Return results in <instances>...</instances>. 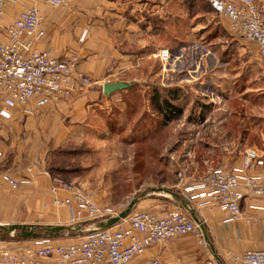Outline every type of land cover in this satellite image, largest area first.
I'll list each match as a JSON object with an SVG mask.
<instances>
[{
    "label": "crops",
    "instance_id": "crops-1",
    "mask_svg": "<svg viewBox=\"0 0 264 264\" xmlns=\"http://www.w3.org/2000/svg\"><path fill=\"white\" fill-rule=\"evenodd\" d=\"M152 4V0H66L64 7H52L42 0H11L6 5L1 28L15 20L25 8L35 5L42 16L45 31L38 47L50 49L57 58L77 54L80 57L77 70L89 78L90 84L84 91L76 92L62 102L42 106L16 104L10 108V119H0V168L5 167L18 181L16 188H10L1 179L7 171L0 170V225L37 227L69 224V209L50 205L52 197L48 188L51 182L43 159L30 156L35 150L33 142L43 127L42 121L84 133L99 132L95 125L99 123L102 134L97 135V140L102 141V136L106 138L125 127L127 119L123 117L128 112L130 114L133 107L127 112L124 99L128 93L140 91L139 80L145 81L146 87L152 85L151 93L154 90L165 93L172 87L171 91L178 92L182 85L192 83L195 87H206L210 94L221 95L224 99L222 120L207 121L203 116L200 120L181 124L182 127L193 125L208 129L207 135L196 132L192 137L181 138L182 145L192 141L195 147L202 145L207 149L210 159H202L201 163L208 165L203 167L201 163L191 162L190 166L184 158L181 167L175 171V183L165 181L158 188L140 187L134 191L131 200H136L132 210H145L159 217L174 208L184 210L202 224L204 241L190 233L178 234L148 247L127 264H152L153 261L159 264H237L234 256L264 248V195H244L240 201L241 216L227 220L229 213L219 206L210 205L208 195L199 184L206 172L212 169L240 174L244 155L249 151H254L257 157L245 173L260 176L264 171V105L260 102L264 99V60L249 57L244 45H239L238 38L227 27L239 53L236 57L220 60L224 65L223 71L217 73V69L211 68L202 79L200 74L192 75V78L185 75L177 79L176 86H168L164 84L161 67L153 72L147 68L152 62L159 63L154 56L156 50H166L157 39L165 33V18L162 13L153 14ZM83 32L86 34L81 38ZM211 62L215 63V59ZM193 66L195 68V63ZM194 79L199 81L193 82L196 81ZM116 81L129 83V86L105 95L102 85ZM251 93H254V98ZM201 111L204 110L199 108ZM147 113H151L149 106L145 108ZM249 116L254 117L251 126L247 120ZM136 121L132 128L135 135L130 139L148 138L153 121ZM128 124L130 126L129 121ZM254 134L259 136L258 145L252 140ZM59 137L49 143L52 148L59 146ZM43 146L47 149L48 145ZM30 177L32 184L27 183ZM106 191L105 186H100V194ZM60 195L65 197L66 194L61 192ZM13 232H9L12 239L3 241L7 247L60 241L57 238H23L20 235L16 238Z\"/></svg>",
    "mask_w": 264,
    "mask_h": 264
},
{
    "label": "rangeland",
    "instance_id": "rangeland-1",
    "mask_svg": "<svg viewBox=\"0 0 264 264\" xmlns=\"http://www.w3.org/2000/svg\"><path fill=\"white\" fill-rule=\"evenodd\" d=\"M152 2L153 14L162 13L165 18L163 21L166 27L165 33L157 39L162 46L166 47L162 49L167 50L168 58H160L161 48H159L154 52L159 63L152 62L147 68L153 72L161 67L164 84L176 86L177 79L185 75H187L186 78L188 76L192 78V75L200 74L202 79L212 69H217V73H220L224 69L223 62L220 60L238 55L239 50L230 36L231 32L227 29L229 28L227 19L213 13L204 0H152ZM256 2L264 10V0H256ZM235 37L238 38L239 45H244L249 57L258 58L253 43L244 38ZM212 59H215V63L211 62ZM194 80L196 81L193 82L199 81V79ZM144 82L139 80L137 83L140 91L136 94L128 93L124 99L127 112L133 107L130 114L125 111L126 114L123 117L127 119L125 127L119 132L114 131L106 138L102 136L100 138L102 141L97 140V137L102 134L100 132L102 126L99 123L95 124L99 132L84 133L79 129H67L66 126L58 128L57 123L53 126L51 123L42 121L43 127L39 131V137L35 138L36 142H33L32 147H35V150L30 156L43 159L44 168L48 171L47 178L51 182L48 188L51 197L50 187L54 179H58L72 188H78L87 193L98 208H108L111 217L128 205L136 189L140 187L144 189L146 186L158 188L165 181L170 184L175 183L177 179L175 171L181 167L180 164L184 158L190 166L191 162L200 164L202 159L209 161L211 154L202 145L195 147L196 144L192 141L185 145L181 144L182 137H192L196 132L204 136L205 133L207 135L208 129H199L200 126L196 128L193 125L182 127L181 124L200 120L203 116L207 121L222 120L224 118L223 97L210 94L206 87H195L192 83L182 85L183 88L178 92L171 91L173 87L165 93L158 90L159 94H165L166 99L176 107L175 112L165 120L161 114L157 113L151 102L152 85L146 87ZM251 95L254 98V93ZM260 102L264 105V99ZM148 106L151 113L145 114V108ZM213 107H221V109L212 110ZM199 108L204 111L199 112ZM193 110L196 112L193 113ZM252 118L249 116L247 119L250 126L254 121ZM141 119H146L147 122L149 119L153 121L149 137L143 140L130 139L132 135H135L132 130L135 121ZM162 119L164 122L159 124ZM46 123L47 127L44 128ZM58 137L59 146L52 148L49 143L52 144ZM252 140L256 142L255 145L259 144L257 142L260 139L256 134ZM43 145H48L47 149ZM71 150L76 154L63 153ZM201 164L203 167L208 165L203 162ZM0 170L7 171L5 167ZM28 180L32 184L31 177ZM100 186H105L107 191L100 194ZM63 193L68 195L67 192ZM50 201V205L54 206L52 198ZM81 224L82 227L77 232L62 231L57 236L50 237L53 240L54 238L60 240L53 244L80 241L97 222ZM76 225L69 222L65 226L75 227ZM12 234L17 238L19 233ZM41 238L45 237L38 239ZM9 239H12L10 233L0 229V244L2 242L3 245V241Z\"/></svg>",
    "mask_w": 264,
    "mask_h": 264
},
{
    "label": "built area",
    "instance_id": "built-area-1",
    "mask_svg": "<svg viewBox=\"0 0 264 264\" xmlns=\"http://www.w3.org/2000/svg\"><path fill=\"white\" fill-rule=\"evenodd\" d=\"M33 2L37 0H32ZM52 7H63L66 0H42ZM11 0H0V21ZM213 13L227 19L231 32L255 45L258 58L264 60V10L256 0H204ZM86 32H83L84 38ZM45 35L39 9L32 5L4 28L0 27V119H10V108L16 104L33 103L38 106L58 103L90 84L88 77L77 70L79 57L64 58L52 55L50 49L38 47ZM160 58H168L161 50ZM256 153H245L240 174H228L212 169L202 178L199 187L209 197V204L229 213L227 220L241 216L240 201L246 194L264 195V171L260 176L245 173L256 161ZM1 179L10 188L18 181L8 173ZM29 183V180H27ZM54 206L70 211L69 222L81 225L110 218L108 208H98L81 189L54 179L50 187ZM61 192L68 195L61 197ZM264 217V208L262 209ZM112 217V216H111ZM76 225V226H77ZM190 233L204 241L202 224L184 210L174 208L164 216L145 210H132L128 216L109 228H95L77 242L17 248L0 244V264H127L155 244L178 234ZM237 264H264V248L247 250L234 256ZM152 264H159L153 261Z\"/></svg>",
    "mask_w": 264,
    "mask_h": 264
},
{
    "label": "water",
    "instance_id": "water-1",
    "mask_svg": "<svg viewBox=\"0 0 264 264\" xmlns=\"http://www.w3.org/2000/svg\"><path fill=\"white\" fill-rule=\"evenodd\" d=\"M127 86H129V83H125L122 81H116V82H106L102 85V92L105 95H109L110 93L116 91V90H121L126 88ZM136 200L132 199L128 205L122 210L120 211L117 215L112 216L106 220L103 221H99L97 222V224L95 225V228H109L113 225H115L116 223H118L120 220L126 218L128 216V214L132 211V208L135 204ZM81 225H77L75 227H71V226H64V225H57V226H47L44 234L45 235H53V234H57L60 233L62 231H68V230H72L74 232H77L81 229ZM0 228L8 231V232H13V231H17L19 232V235L23 238L26 237H40L41 231H39V229L37 227H33V226H26V225H18V224H10L7 225L6 227L1 226Z\"/></svg>",
    "mask_w": 264,
    "mask_h": 264
},
{
    "label": "trees",
    "instance_id": "trees-1",
    "mask_svg": "<svg viewBox=\"0 0 264 264\" xmlns=\"http://www.w3.org/2000/svg\"><path fill=\"white\" fill-rule=\"evenodd\" d=\"M151 102H152L153 106L155 107L157 113L161 114L165 120L169 119V115H172L176 110V107L170 101H168L164 95L161 96V94H159V92L157 90H154V92L152 93ZM163 122H164V120L162 119L159 121V124H161ZM145 138H143V139H145ZM143 139H141V140H143ZM63 153L74 154L75 151H73V150L64 151ZM54 169H58V168L54 167ZM46 227L47 226H45V227L37 226V228L39 229V231H41V234H42L40 237L50 238V237L57 236L59 234V233H57V234H53V235H45L44 231H45Z\"/></svg>",
    "mask_w": 264,
    "mask_h": 264
}]
</instances>
